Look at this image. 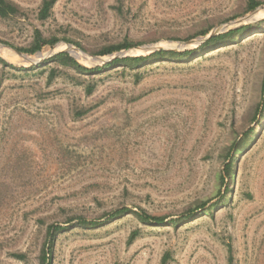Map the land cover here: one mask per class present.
I'll return each mask as SVG.
<instances>
[{"label": "rangeland", "instance_id": "obj_1", "mask_svg": "<svg viewBox=\"0 0 264 264\" xmlns=\"http://www.w3.org/2000/svg\"><path fill=\"white\" fill-rule=\"evenodd\" d=\"M11 1L21 14L0 18V56L16 67L0 64V264H39L50 225L66 229L54 264H227L229 243L233 264H264V23L200 50L213 32L264 20V5L245 14L246 0H57L41 20L44 0ZM36 31L59 40L20 52ZM125 38L137 45L94 54ZM157 49L198 53L95 76L49 62L67 52L95 67ZM201 203L196 218L170 222ZM137 205L168 219L66 223Z\"/></svg>", "mask_w": 264, "mask_h": 264}, {"label": "trees", "instance_id": "obj_2", "mask_svg": "<svg viewBox=\"0 0 264 264\" xmlns=\"http://www.w3.org/2000/svg\"><path fill=\"white\" fill-rule=\"evenodd\" d=\"M57 0H44L42 4V8L40 9L39 17L41 20H46L50 17L51 11L56 4ZM264 5V1L262 0H246V7L244 13H251L256 11L257 8ZM21 14L20 7L11 0H0V18L2 19H10L16 17ZM264 23V20L259 21L254 24H247L231 29L225 33L218 34L216 36H212L207 39L203 45H201L200 50H206L209 48L217 49L223 46L230 45L236 41L237 38L252 32L255 29H259L260 26ZM210 33L209 29H202L199 33L201 36H207ZM58 38H44L40 31H36L33 43L28 48H19L20 52L25 53H37L42 51L45 46H54L58 42ZM3 42V41H0ZM4 44H8L3 42ZM137 44L129 41L127 38L117 42L106 45L102 47L99 51L94 54L105 56V55H113L122 50H127L132 47H135ZM198 51L189 50V51H174V50H157L151 52L146 55L140 56H126V57H116L112 59L110 62L103 66H95V67H86L81 65L74 57H72L67 52H60L54 55L49 62H55L63 66H67L73 69L76 73L85 76H95L107 72L111 69L121 68L123 71H136L140 68L154 65L156 63L165 62V61H177L182 62L184 60H188L197 54ZM0 64L4 67H10L15 69L16 67L9 64L5 59L0 56ZM3 81L0 76V89L2 87ZM88 94L93 92V88L88 85L86 88ZM262 97L264 99V80L261 87ZM238 144H232L225 154V164L223 176L221 177L222 185L225 186L226 193L228 192L227 184L224 183L225 180H229L234 173V165L237 163V159L235 157V152L239 151ZM240 146V145H239ZM219 203H215V205L207 207L205 210L206 213H210L214 207L218 206ZM207 206L206 203H201L196 205L194 208H189L181 215L178 219L170 221L171 223L183 225L188 221L196 218L198 216L199 210L205 209ZM128 215H133L140 223L145 225H160L166 222L168 219L167 215H158L151 214L143 207L137 205L133 208L127 206H120L111 211H107L103 214V221L97 219H87L83 216H75L70 217L66 223H71L76 221V226L83 228H97L102 227L104 225L110 224L116 220L122 219ZM66 229L60 225H50L48 227L46 244L44 245L40 258L39 264H54V248L57 241L58 235L65 231ZM138 232L134 231L129 237V243H132L138 236ZM228 247V262L227 264H233L234 262V251L232 244H227ZM16 258L23 259L24 255H16ZM167 260L164 258L162 260V264H166Z\"/></svg>", "mask_w": 264, "mask_h": 264}, {"label": "water", "instance_id": "obj_3", "mask_svg": "<svg viewBox=\"0 0 264 264\" xmlns=\"http://www.w3.org/2000/svg\"><path fill=\"white\" fill-rule=\"evenodd\" d=\"M249 17H250V16L246 17L243 21L248 20ZM218 34H221V33L213 32V33H211V34L207 37V39H209V38L212 37V36H216V35H218ZM207 39H205V41H206ZM205 41H204V42H205ZM157 50H163V49H157ZM157 50H155V51H157ZM153 52H154V51H153ZM116 57H119V56H116ZM116 57H114V58H116Z\"/></svg>", "mask_w": 264, "mask_h": 264}, {"label": "bare ground", "instance_id": "obj_4", "mask_svg": "<svg viewBox=\"0 0 264 264\" xmlns=\"http://www.w3.org/2000/svg\"><path fill=\"white\" fill-rule=\"evenodd\" d=\"M252 16H253V15H251V16L248 18V20H253V19H252Z\"/></svg>", "mask_w": 264, "mask_h": 264}]
</instances>
